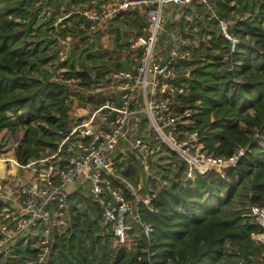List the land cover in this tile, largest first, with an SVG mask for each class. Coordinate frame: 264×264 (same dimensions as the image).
<instances>
[{
    "label": "trees",
    "instance_id": "16d2710c",
    "mask_svg": "<svg viewBox=\"0 0 264 264\" xmlns=\"http://www.w3.org/2000/svg\"><path fill=\"white\" fill-rule=\"evenodd\" d=\"M60 3L0 0V133L4 131L0 140L9 135L15 144L14 157L21 165L56 148L59 131L66 127L70 110L66 102L68 94L83 91L55 79L58 71L44 74L41 71L42 65L53 64L51 61L57 58L59 50L51 48L58 42L56 34L65 38L78 24L83 25L82 31L89 27V21L79 11L66 13L58 22ZM229 3L230 0H214V17L200 20L195 33L190 25L182 27V17L189 9L168 4L167 14L178 17L166 24V29L179 27L191 39H200L198 46L190 43L193 57L179 61L177 69L181 72L192 67L190 77L181 79L187 84V94L182 100L185 105L199 106L194 120L205 136L207 151L229 156L247 149L224 178L209 172L198 176L193 185L172 183L160 189L155 181L145 180L150 194L155 193L152 203L158 208V212L142 209V217L154 226L148 260L151 264H216L225 255L226 247L235 250L242 264H264V243L251 238L260 229L243 218L247 209L228 207L243 181L250 192L245 196L250 206L264 201V0H235L237 7ZM44 5L52 6L48 16L44 15ZM146 9V6L129 7L114 17L131 29L122 30L127 39L130 36L133 39L125 44L119 40L121 30H111L116 33L117 47L129 48L128 66L141 52L134 42L147 34ZM218 19H223L227 32L239 39L233 50L221 32L215 30ZM95 31L96 28L92 29ZM162 37L168 44L169 36ZM124 63H116L115 69L127 68ZM59 65H68V61ZM100 65L99 62L93 66L97 69L93 75L87 68L76 70L69 64L66 76L77 78L81 86L93 85L96 89L104 83L107 87L108 82L101 79L106 70H99ZM74 89L77 91L73 92ZM88 98L94 101L92 94ZM7 164L2 163L1 167L7 168ZM122 165L121 176L136 184L143 171L138 161L131 156ZM24 173L20 171L21 175ZM190 197L195 200L188 201ZM69 200L74 204L67 210V229L54 232L44 262L33 264L136 263L135 253L121 248L111 233L100 234V230L105 232L104 226L97 224L98 220L102 222L101 209L91 197L77 191ZM31 244L23 247L18 242L10 255L0 256V264H26L34 259Z\"/></svg>",
    "mask_w": 264,
    "mask_h": 264
},
{
    "label": "built area",
    "instance_id": "2783aa9c",
    "mask_svg": "<svg viewBox=\"0 0 264 264\" xmlns=\"http://www.w3.org/2000/svg\"><path fill=\"white\" fill-rule=\"evenodd\" d=\"M213 1L109 0L82 9L90 29H95L129 7L146 6L147 34L133 44L141 47L139 57L127 68L107 74L104 96L70 104L66 127L59 131L56 148L48 155L21 165L15 157H6L8 151L0 153V163H8L6 176L0 179V256L10 255L18 242H31L34 259L26 264L43 263L54 232L68 227L67 210L74 204L69 197L81 191L98 204L102 221L112 226L103 233H111L121 248L134 252L135 264H151L154 226L142 217V209L158 212L152 203L155 193H142V177L134 187L121 176L123 160L134 156L145 180L160 182L157 189L172 183L193 185L198 176L209 172L224 178L240 162L241 149L229 156L207 151L205 136L195 125L197 104H183L187 84L181 79L190 77L192 67L180 72L177 63L193 57L190 43L198 46L200 39H191L179 27L165 28L166 17L171 15H165L168 4L189 9L182 17V27L190 25L195 33V20L214 17ZM229 5L237 7L235 0ZM217 27L233 50L239 39L227 32L223 19H218ZM163 34L169 36L168 44ZM65 82L72 86L70 80ZM164 153L171 156L167 165L152 167L154 159ZM156 169L167 175L159 177ZM171 176L176 178L169 180ZM246 215L260 229L251 238L264 243V201L251 205Z\"/></svg>",
    "mask_w": 264,
    "mask_h": 264
},
{
    "label": "rangeland",
    "instance_id": "374dc122",
    "mask_svg": "<svg viewBox=\"0 0 264 264\" xmlns=\"http://www.w3.org/2000/svg\"><path fill=\"white\" fill-rule=\"evenodd\" d=\"M108 1L109 0H103V2H108ZM60 5L62 6V8H64L63 2H61ZM89 5L91 7L97 6L94 4H92V5L88 4L87 6H89ZM50 8H52V6H46V5L43 6V11H44L45 16H48L49 11L51 10ZM139 9H140V7H139ZM164 11H165V15H168L167 14L169 12L168 5L164 9ZM59 12L60 13H58L56 16V18H58V20H59L58 22H60L62 19L65 18L63 16L66 13H68V10L62 9V11H59ZM79 12L82 15V9ZM41 17H43V15H41ZM175 18L176 17L173 16L172 14L169 17H166L165 28H166V24H169L170 22L175 20ZM44 20L45 19L43 18L40 20V22H42ZM199 21H200V19L195 20V22H194L195 26L198 27L197 23ZM82 28H83V25L78 24L77 26H75L73 28L72 31L69 32V35L65 38L61 37L60 33L56 34L58 37V42L55 45L51 46V48L54 47L57 50H59L57 58H55L54 61H51V62H53V64L48 62V63L41 66L42 74H44L45 72L57 73V71H58V73H60V74H57L54 77L55 79L60 80L62 83H67V82H65V80H70V84L74 88H76L77 90L83 89V91L80 90L82 93L77 94V93L70 92L68 94L66 102L69 104H72V105L77 104L79 102L83 103L84 98H88V95L93 91L94 92L91 94L93 95L94 100L100 99L106 93L107 87L104 83L101 84L99 86V88H96V89H93V87H94L93 85H90L88 87H85L84 85L83 86L79 85V83H78L79 80L77 78H75V77L72 78V77L66 76V73H68L70 70V69H68L69 64H72L73 68H75L76 70H81L82 68H87L94 75L96 73L97 69H95L96 67H93V66H97L100 62L101 67H99V70L100 69L106 70L105 72L102 73V77H101V79L103 81H105L107 78V74L112 69L117 68L115 66L116 63L125 62L124 64L126 66H128L129 63L127 60L130 61V59H131L129 57L130 55L128 54L129 48L127 50H121L120 48H118L117 45L115 44V40H114L116 38V33L111 32V30L113 28H118L119 30H121V32L124 29H125V31L126 30L131 31L130 28H127L126 26L121 25L120 19L115 21L114 18H112L111 20H109L106 23L98 24L96 27L97 31H95V32H92V29H90V24H89L88 29H83V31H82L81 30ZM215 30L219 31L218 28H216ZM125 31L122 32L123 36L120 35L119 40L123 44H125L127 42L131 43L133 41L132 36H130V38L127 39L124 36V35H126ZM51 33H53V32H50L49 34H51ZM159 49H161L160 45H159ZM87 54H90L91 56L90 55L87 56ZM205 58H207V57L205 56ZM64 60L68 61V65H59ZM49 65H51V66H49ZM67 84H69V83H67ZM76 89H74L73 92L77 91ZM88 100L93 101V100H90L89 98H88ZM198 107L199 106H197V108ZM3 134H4V131L0 133V137ZM14 146H15V144L9 138V135H6L4 141L0 140V153L8 151V152H6V157L8 159L11 157H14ZM168 159H171V156L167 153H164L163 155L158 156L157 158L154 159V163H153L152 167L166 166ZM156 171H157L156 174H158L159 177H161V178L167 175L166 171H159L158 172V169H156ZM140 177H142V179H143L142 193L143 194H146V193L150 194L151 188L147 185V182L145 181L146 178H145V174L143 171H142V174L140 175ZM174 178H176V177L171 176L169 180H173ZM156 185H157L156 188L158 186H160V182L157 183ZM133 186L135 187L136 184L133 183ZM144 188H146L145 192H143ZM242 198H243L242 195L239 196V198L236 199L237 201L230 203L228 205V207L229 208L231 207L233 209L237 208L239 206L238 204L240 202H242L241 201ZM194 200L195 199L190 197L188 201H194ZM246 208H247V210L245 211V213H244L245 215L243 218L251 219L248 215H246L249 211V207H246ZM177 209H179V207ZM195 211L197 212V210H195ZM93 218H95V217H93ZM102 222H101V220H98L97 224L104 226L105 231H111L112 230L111 225H106L104 222L103 223ZM100 234H103V230H100ZM111 240H112V242H115V240L113 238H111ZM25 246H26V243H23V247H25Z\"/></svg>",
    "mask_w": 264,
    "mask_h": 264
},
{
    "label": "crops",
    "instance_id": "0c3cea01",
    "mask_svg": "<svg viewBox=\"0 0 264 264\" xmlns=\"http://www.w3.org/2000/svg\"><path fill=\"white\" fill-rule=\"evenodd\" d=\"M60 2H63V7L60 5V11H62V9L68 10L67 14L70 13H75L80 11L81 9H84L85 6H87L88 4H94V5H100L103 2V0H58ZM60 13V12H59ZM55 26L57 25V23L54 24ZM247 192V193H246ZM250 192L247 190V186H246V181L242 182L239 187L238 190L236 192L235 197L233 198V202L237 201L236 199L239 198V196H243L242 198V202H240L237 208H243V209H247L246 207H250L249 204H247L246 202V195H249ZM245 213V212H244ZM244 213H242V216L244 217ZM252 222L253 220L250 219ZM254 223V222H253ZM226 253L225 255L216 263V264H238L239 259L236 256V254H234L235 250H233L230 247H226Z\"/></svg>",
    "mask_w": 264,
    "mask_h": 264
},
{
    "label": "bare ground",
    "instance_id": "6f19581e",
    "mask_svg": "<svg viewBox=\"0 0 264 264\" xmlns=\"http://www.w3.org/2000/svg\"><path fill=\"white\" fill-rule=\"evenodd\" d=\"M4 163H5V162H4ZM1 164H2V163H0V167H1ZM5 169H6V168L1 167V169H0V179H4V178H5V176H6V171H5Z\"/></svg>",
    "mask_w": 264,
    "mask_h": 264
},
{
    "label": "water",
    "instance_id": "95a60500",
    "mask_svg": "<svg viewBox=\"0 0 264 264\" xmlns=\"http://www.w3.org/2000/svg\"><path fill=\"white\" fill-rule=\"evenodd\" d=\"M140 44H141V43H140ZM139 46H140V45H139ZM246 149H247V148H244V149L242 150V152L244 153V152L246 151ZM33 186L36 187V184L34 183Z\"/></svg>",
    "mask_w": 264,
    "mask_h": 264
}]
</instances>
